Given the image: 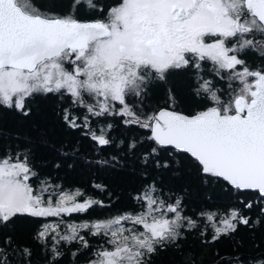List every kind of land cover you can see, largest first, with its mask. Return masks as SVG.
Masks as SVG:
<instances>
[{
	"label": "snow or ice",
	"instance_id": "obj_1",
	"mask_svg": "<svg viewBox=\"0 0 264 264\" xmlns=\"http://www.w3.org/2000/svg\"><path fill=\"white\" fill-rule=\"evenodd\" d=\"M84 3L102 18L46 15L32 0H0V105L28 116L32 97L59 95L69 102L62 116L66 126L102 150L113 143V123L146 130L151 150L144 153L145 165L169 167L157 153L171 149L180 157L176 163L187 158L206 182L225 184L243 197L199 212L213 241L250 225L248 211L264 218V65L250 67L243 58L253 53L264 61V0H114L107 9L94 0H74ZM174 69L195 70L202 109L174 110L171 92L169 107L151 113L138 108L135 101L142 104L149 85L165 81ZM209 74L212 79H205ZM223 80L227 88H217L214 81ZM121 143L137 148L135 141ZM93 187L105 191L102 184ZM131 199V210L93 219L90 210L111 205L41 180L28 154L0 155V227L18 217L35 218L36 238L51 245L52 264H59L61 242L73 241L92 252L88 264H150L159 249L178 242L182 230L198 226L179 197L165 198L154 183L145 182ZM87 237L98 238L95 249ZM14 243L12 236H0V264H13ZM22 254L32 252L24 248Z\"/></svg>",
	"mask_w": 264,
	"mask_h": 264
},
{
	"label": "trees",
	"instance_id": "obj_2",
	"mask_svg": "<svg viewBox=\"0 0 264 264\" xmlns=\"http://www.w3.org/2000/svg\"><path fill=\"white\" fill-rule=\"evenodd\" d=\"M74 0H32V3L43 14L56 16L74 15L79 20L93 19L89 14L80 18L71 11ZM82 13L86 10L81 9ZM205 71L210 68L205 65ZM210 73V72H209ZM204 75V72L200 73ZM211 74L205 76L209 78ZM216 85L219 84L215 83ZM197 78L194 70L174 69L165 81H153L147 95L135 101L138 108L146 113L154 112L162 107H169V93L174 98L171 107L178 112L194 114L201 110L202 97L194 93ZM222 89V88H221ZM69 102L56 94H37L28 105L29 115L24 116L14 108L0 105V155L28 154L32 167L41 180H49L59 184L66 191L77 189L86 193V197L103 200L108 208L95 207L90 210L91 217L103 218L115 215L122 210H131L135 201L131 198L141 190L142 186L155 184L161 194L173 200L179 197L186 215L197 219L198 226L191 230H182L183 235L176 244L161 248L150 257V264H259L264 260V223L259 212L248 211L250 225H238L237 230L222 236L219 240L211 239L212 230L199 216L201 210L217 211L225 205L239 202V194L229 190L228 186L213 180L199 177L185 158L170 155L171 149L158 150L160 164L168 163L169 167H156V164L143 163V156L150 151L151 142L147 140V132L136 125L125 126L113 123L110 136L113 143L100 149L89 137L79 129H71L63 121V109ZM120 118H116L119 121ZM109 122H112L110 119ZM121 141H135L137 148L128 150ZM71 145V148L69 147ZM78 150V155L64 157L63 152ZM124 149V150H122ZM116 161H112V157ZM98 160L111 163L101 165ZM71 164L72 167H68ZM57 165H60L57 167ZM35 179V178H34ZM102 184L101 192L93 185ZM253 194L246 193L249 199ZM88 213H73V217L88 218ZM56 219V218H50ZM79 223V220L76 221ZM40 225L35 218L18 217L6 227H0V236H12L13 250L9 255L13 264H52L51 245H45L36 238ZM201 231L205 235L201 236ZM92 248L98 246V238L87 237ZM24 248L32 252L30 257L22 254ZM79 249V251H78ZM59 264H88L92 252L81 248L77 241L61 242ZM73 253H77L76 256ZM229 258L228 260H225Z\"/></svg>",
	"mask_w": 264,
	"mask_h": 264
},
{
	"label": "flooded vegetation",
	"instance_id": "obj_3",
	"mask_svg": "<svg viewBox=\"0 0 264 264\" xmlns=\"http://www.w3.org/2000/svg\"><path fill=\"white\" fill-rule=\"evenodd\" d=\"M94 2H98L99 6H102L105 9H107L108 7L113 5L114 0H94ZM82 8L84 10L86 9L83 13L81 12ZM71 11L77 15H80L81 16L80 18L85 17V15L89 14L93 19H88V20H95V19H101L102 18L101 14L99 12H94V10L89 8L86 3H84L83 6H77V5H74V2H73V6L71 7ZM76 19L79 20L78 17ZM84 21H86V20H84ZM243 58L248 61L250 67H260V66L264 65V61H261V59L259 58V56L257 54L249 53L247 56H244ZM203 63H204V66L208 65L210 70H211V68H212L211 61H206ZM206 79H212V75ZM214 83H216V81H214ZM217 83H219L216 85L217 88H220V89L221 88L222 89L227 88V83H228L227 80L219 81Z\"/></svg>",
	"mask_w": 264,
	"mask_h": 264
},
{
	"label": "water",
	"instance_id": "obj_4",
	"mask_svg": "<svg viewBox=\"0 0 264 264\" xmlns=\"http://www.w3.org/2000/svg\"><path fill=\"white\" fill-rule=\"evenodd\" d=\"M87 21H90V20H87ZM185 114V113H184ZM229 258L225 259V260H228Z\"/></svg>",
	"mask_w": 264,
	"mask_h": 264
}]
</instances>
